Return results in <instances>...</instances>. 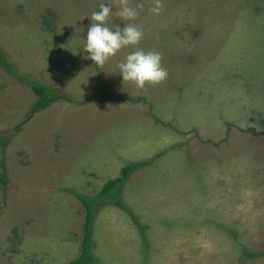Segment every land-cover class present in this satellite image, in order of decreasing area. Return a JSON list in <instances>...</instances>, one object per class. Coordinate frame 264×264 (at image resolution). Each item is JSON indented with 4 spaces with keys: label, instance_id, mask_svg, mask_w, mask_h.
<instances>
[{
    "label": "rangeland",
    "instance_id": "rangeland-1",
    "mask_svg": "<svg viewBox=\"0 0 264 264\" xmlns=\"http://www.w3.org/2000/svg\"><path fill=\"white\" fill-rule=\"evenodd\" d=\"M137 2V17L108 24L143 38L97 66L82 50L88 17L120 0H0V48L59 95L33 111L32 88L0 67V264H67L85 222L70 189L93 195L139 160L123 195L144 235L105 206L94 264H264V0ZM138 47L161 53L165 79L122 80Z\"/></svg>",
    "mask_w": 264,
    "mask_h": 264
},
{
    "label": "clouds",
    "instance_id": "clouds-1",
    "mask_svg": "<svg viewBox=\"0 0 264 264\" xmlns=\"http://www.w3.org/2000/svg\"><path fill=\"white\" fill-rule=\"evenodd\" d=\"M143 4L130 5L129 0H120L118 8L111 3H101L97 10L90 13V23L84 37L82 50L86 58L95 65L103 66L105 62L125 46L136 45L143 38V30L135 23H118L109 26L110 16H117L121 21H130L138 16V9ZM152 12L160 11L159 0H154ZM75 54V53H74ZM159 51L136 48L128 52L118 63L119 74L123 81L133 82L137 87H144L146 82L155 84L167 76V69L162 66Z\"/></svg>",
    "mask_w": 264,
    "mask_h": 264
},
{
    "label": "trees",
    "instance_id": "trees-1",
    "mask_svg": "<svg viewBox=\"0 0 264 264\" xmlns=\"http://www.w3.org/2000/svg\"><path fill=\"white\" fill-rule=\"evenodd\" d=\"M0 67L7 70L12 76L17 78L22 83L30 86L37 99L32 105L33 111H39L50 106L51 102L55 101L59 95L56 94L55 88L42 80L36 79L29 74L22 72L17 68L16 64L10 59L9 55L0 48ZM101 80V90H106L105 80L102 75H99ZM2 145H5V140H1ZM3 156L5 148L2 149ZM148 160L129 161L121 168V172L117 177L108 179L102 188L93 195L83 194L79 191L70 189L77 198L81 201L85 213L84 235L81 242V252L68 261L67 264H94L97 257L92 252L93 238L95 233V220L102 208L108 205H115L127 211L133 220L140 227L144 235V224L140 222L139 217L131 209L126 202L123 191L127 181L131 175L139 168L145 166ZM2 169L0 171V182L4 185V191L9 182L8 168L6 159L3 157L1 161ZM248 256H257L255 253L245 251Z\"/></svg>",
    "mask_w": 264,
    "mask_h": 264
}]
</instances>
